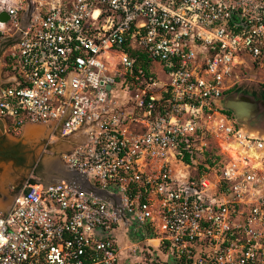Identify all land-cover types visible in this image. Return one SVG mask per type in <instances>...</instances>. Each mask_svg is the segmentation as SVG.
<instances>
[{
    "label": "built area",
    "instance_id": "1",
    "mask_svg": "<svg viewBox=\"0 0 264 264\" xmlns=\"http://www.w3.org/2000/svg\"><path fill=\"white\" fill-rule=\"evenodd\" d=\"M2 12L0 119L45 125L59 161L110 196L25 180L0 208V264H264V132L223 104L264 70V0Z\"/></svg>",
    "mask_w": 264,
    "mask_h": 264
},
{
    "label": "rangeland",
    "instance_id": "2",
    "mask_svg": "<svg viewBox=\"0 0 264 264\" xmlns=\"http://www.w3.org/2000/svg\"><path fill=\"white\" fill-rule=\"evenodd\" d=\"M1 50V46H0ZM2 60L0 57V81H1ZM244 76V75H243ZM239 84H237L230 93L243 94L246 97L264 101V70L251 71L245 75ZM242 99V98H241ZM252 101V100H250ZM259 108V103H258ZM261 113L251 123V128L264 132V103L260 108ZM10 142H20L25 151V157L21 163L16 164L14 158H0V189L6 190L8 185L24 180L31 181L41 180L43 182L51 181L57 177L64 176L65 172H59V164L64 166L58 157L61 150L59 145H49V130L42 135L30 137L23 132L18 136H10ZM88 187L95 188L100 193L110 196L109 193L101 191L94 187L91 182L87 183ZM118 201L119 197L114 196Z\"/></svg>",
    "mask_w": 264,
    "mask_h": 264
},
{
    "label": "flooded vegetation",
    "instance_id": "3",
    "mask_svg": "<svg viewBox=\"0 0 264 264\" xmlns=\"http://www.w3.org/2000/svg\"><path fill=\"white\" fill-rule=\"evenodd\" d=\"M2 52H3V49L0 50V57L2 55ZM231 97H240L245 100L256 101L252 98L246 97L243 94L230 93V92L225 93L226 99H229ZM258 103H259L258 112L261 113L260 108H262L264 101L262 100V101H259ZM10 136L13 137V136H18V135L11 133L8 129H6V127H5V130L0 129V158L8 159L12 157L16 161V164L21 163L25 157V151L22 148L23 145L20 142H10L9 141ZM23 182H18V183H13V184L8 185L7 189L4 192L7 194V196L12 198L16 192L20 191V189L22 188Z\"/></svg>",
    "mask_w": 264,
    "mask_h": 264
},
{
    "label": "water",
    "instance_id": "4",
    "mask_svg": "<svg viewBox=\"0 0 264 264\" xmlns=\"http://www.w3.org/2000/svg\"><path fill=\"white\" fill-rule=\"evenodd\" d=\"M10 16L6 12L0 14V20L7 21ZM224 106L231 110L236 119L244 125L250 127L251 123L259 115L258 102L241 99L240 97H231L225 99L223 102ZM0 129L5 130V125L0 119ZM100 190V189H99ZM102 191V190H101Z\"/></svg>",
    "mask_w": 264,
    "mask_h": 264
},
{
    "label": "crops",
    "instance_id": "5",
    "mask_svg": "<svg viewBox=\"0 0 264 264\" xmlns=\"http://www.w3.org/2000/svg\"><path fill=\"white\" fill-rule=\"evenodd\" d=\"M30 125H34V124H30ZM28 125L26 127V132L25 134L27 133V128L30 126ZM34 126H37L38 127V130L40 131V135L43 134V131L41 132L40 128L44 127V126H40V125H34ZM28 136V135H27ZM57 170L61 173V172H65V175L64 176H60V177H57L56 179L54 180H51V181H47V182H52V181H55L59 178H66V179H69V180H77L79 182V184L82 186V188H84L85 190L89 191V192H93L95 194H98L99 196H101L102 198L108 200L109 196L103 194V193H100V191H97L95 188H92V187H88L87 183L90 182L87 178H84L82 176H80L78 173L76 172H73L69 169H67L65 166H62L59 164V167H57ZM46 182V183H47ZM94 186V185H93ZM95 187V186H94ZM5 190L3 189H0V197H4L6 198V193L4 192ZM9 197V196H8ZM11 203H12V200H11ZM11 203L10 205H5L4 207H0L1 209L3 210H7L10 206H11Z\"/></svg>",
    "mask_w": 264,
    "mask_h": 264
},
{
    "label": "bare ground",
    "instance_id": "6",
    "mask_svg": "<svg viewBox=\"0 0 264 264\" xmlns=\"http://www.w3.org/2000/svg\"><path fill=\"white\" fill-rule=\"evenodd\" d=\"M28 125H30V124H28ZM28 125H26V127ZM34 125H39V124H34ZM34 125H30L27 128L26 135H28L30 137L39 136L40 131L38 130V127L37 126H34ZM40 126H44V127L40 128L41 132L43 131V133H44L45 131H48V128H46L45 125H40ZM24 132H26V128H25V131ZM6 197H7V199H6L5 202L3 201L2 198H0V207H4L5 205H7V206L10 205L12 198L8 197L7 195H6Z\"/></svg>",
    "mask_w": 264,
    "mask_h": 264
},
{
    "label": "trees",
    "instance_id": "7",
    "mask_svg": "<svg viewBox=\"0 0 264 264\" xmlns=\"http://www.w3.org/2000/svg\"><path fill=\"white\" fill-rule=\"evenodd\" d=\"M264 86V85H263ZM230 113H232L231 111H230Z\"/></svg>",
    "mask_w": 264,
    "mask_h": 264
}]
</instances>
